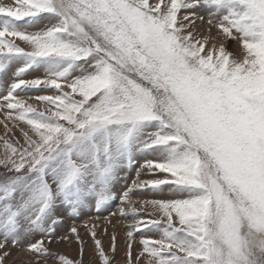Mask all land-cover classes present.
Returning a JSON list of instances; mask_svg holds the SVG:
<instances>
[{
	"label": "snow or ice",
	"instance_id": "obj_1",
	"mask_svg": "<svg viewBox=\"0 0 264 264\" xmlns=\"http://www.w3.org/2000/svg\"><path fill=\"white\" fill-rule=\"evenodd\" d=\"M0 113V264L10 248L83 264L77 228L56 236L61 213L119 200L141 216L134 189L168 198L143 201L127 264H264V0L0 5ZM142 230L158 235L133 258ZM72 238L79 261L49 248Z\"/></svg>",
	"mask_w": 264,
	"mask_h": 264
},
{
	"label": "rangeland",
	"instance_id": "obj_2",
	"mask_svg": "<svg viewBox=\"0 0 264 264\" xmlns=\"http://www.w3.org/2000/svg\"><path fill=\"white\" fill-rule=\"evenodd\" d=\"M198 27L203 28L204 25H200L197 22ZM230 50H235V43L229 44ZM37 75H40L37 74ZM37 75L29 76L25 79H31ZM4 77L5 79L10 78ZM30 91L20 93L22 98L27 99L28 97H34V94H30ZM36 96V95H35ZM34 104V106L41 107L35 100L29 101ZM3 119V114L0 113V120ZM17 137H19V132L14 130ZM4 134L3 125L0 124V136ZM2 151V149H0ZM141 158V157H139ZM138 167V166H137ZM2 171V169H0ZM137 169L134 167L126 173L127 180H121L120 184L117 185L119 191L124 190L125 183L131 185L132 181L136 179ZM153 177L146 176L142 173L141 179H150ZM168 198L167 192L163 195L156 194L148 190H135L134 194L131 196L134 205L142 213L141 216H132L131 214L120 215L117 208L120 205V201L117 200L115 203H110V205L103 210L97 211L95 207H86L84 211L78 215V217H71L68 214L61 213L63 216L62 224L57 228L56 236L61 237L69 234V230L75 226L80 234L81 239L84 241L83 245V264H100V260L95 252V244L89 233V230L95 225V230L97 232V239L102 243V246L111 260V264H127V232L131 231L130 225L134 223L135 220L141 218H147L146 213H151L153 210L151 207H145L143 201L152 199H162ZM112 213H116L112 215ZM87 225V227H85ZM106 230V231H105ZM116 236V250L113 252L111 250L112 236ZM157 233L147 232L144 230L140 234L134 233V240L132 241V255L135 258L142 250V245L140 240L145 237L156 238ZM37 239L39 237H36ZM80 244L72 238L70 241H60L53 242L49 245L50 250L53 253H59L65 255L69 259L76 261L81 260ZM10 255L5 259L4 264H35V257L26 252L23 248H10ZM56 258L49 257L46 261L40 260L39 264H55ZM140 264H143V259H141Z\"/></svg>",
	"mask_w": 264,
	"mask_h": 264
},
{
	"label": "crops",
	"instance_id": "obj_3",
	"mask_svg": "<svg viewBox=\"0 0 264 264\" xmlns=\"http://www.w3.org/2000/svg\"><path fill=\"white\" fill-rule=\"evenodd\" d=\"M13 4V0H0V5H11ZM44 23H47V21H45ZM29 31H34L36 29H33V28H29L28 29ZM18 44H20L22 47L24 46L20 41H16ZM39 73H32L31 75H27L25 76L26 78H28L29 76L31 77L32 75H37ZM41 75V73H40ZM30 94H34V96L36 95H52L54 94L52 91H30L29 92ZM140 160V163L143 162V157L141 158H138Z\"/></svg>",
	"mask_w": 264,
	"mask_h": 264
}]
</instances>
